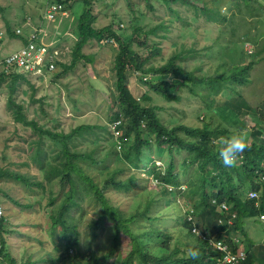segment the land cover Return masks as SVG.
Wrapping results in <instances>:
<instances>
[{
	"label": "trees",
	"instance_id": "obj_1",
	"mask_svg": "<svg viewBox=\"0 0 264 264\" xmlns=\"http://www.w3.org/2000/svg\"><path fill=\"white\" fill-rule=\"evenodd\" d=\"M54 1L68 9L76 0ZM78 1L83 5V13L77 20V39L70 62L66 65L60 61L57 69L48 74L57 78L59 73H67L79 62L92 64V57L81 52L90 40L112 43L115 47L113 74L116 105L104 124L78 123L67 132L38 126L34 120L27 118L22 104H17L11 97L16 82L29 84L26 75L15 69L6 71L0 68V84L9 79L6 105L12 109L13 121L36 133V137L32 136L27 144L29 163L20 162L18 165H31L37 171L34 176L0 167V180L19 185L29 200L20 204L3 191L2 194L14 206L28 209L30 214L35 209L47 210L44 213L47 247L43 251L40 245L35 259L29 251L19 264H207L206 244L202 243L196 259L185 253L188 239L193 235V223L211 238L226 236L230 242L233 233L246 239L242 225L244 218L264 212V113L263 120L251 127L247 148L239 154L235 166L227 168L217 156L221 139L230 134L226 127L217 125L212 119L201 127L180 124L174 116L163 121L160 117L163 108L152 104L148 94L138 98L128 87L127 79L134 72L152 74L155 82L150 83V92L166 102L178 101L177 92L186 89L189 95L202 102L204 114L215 115L220 111L222 116L238 118L239 127L243 128L251 105L248 106L249 103L240 94L239 86L249 83V72L258 62L249 60L240 65L244 62L243 56L249 54L239 51L238 45L244 48L249 43L246 39L256 38H251L248 30L238 33L237 29L248 23L246 18L256 21L264 16V6L260 3L253 6L256 0H231L228 16L227 9L221 12V7L228 0H158L164 4L167 13L170 12L181 23L180 27H187L188 22L171 10L173 2L190 9L192 20L202 18L213 24H229L228 30L220 35L226 33L228 39L223 40L230 41L231 46L214 48L217 44L214 41L213 46L206 50L225 56L219 59L229 56L231 64L216 67L207 74L197 66L190 70L182 68L181 64L189 59V55L195 57L198 54L190 48H183L180 53L170 56L163 65H149V58L161 51L151 44L148 47L150 55L141 56L137 49L147 47L146 42L139 39L138 28H134L126 38H122L121 32L115 31L112 26L95 29L92 26L95 15L91 0ZM171 24V20L166 25L160 22L146 32V37L149 34L155 37L158 28L169 31ZM9 34L17 37L11 32ZM217 49L221 50V54ZM56 71L60 72L55 76ZM167 74H171L176 81L165 80ZM223 93L227 95L222 96ZM45 140L48 143L44 144ZM102 140H107L106 146H102ZM154 149L163 151L166 156L167 161L161 166L155 163L157 156ZM6 150L7 145L2 151ZM181 152L184 154L178 162L176 155ZM177 165L193 166L195 176L181 181ZM132 167L146 168L145 172L153 178L151 181L157 182L159 189H144V180L131 171ZM128 170L130 174L124 177L123 172ZM137 187H140L138 194L145 191L142 202L133 201L138 195L134 190ZM185 187L192 189L191 199L183 196ZM172 191L174 198H170ZM248 191L259 193L261 209L254 207V200L245 198ZM125 192L131 195L125 198ZM163 193L166 200L162 199ZM114 194L120 196L115 197ZM177 198H181L185 207L192 211L191 221L187 219L189 212H179L175 203ZM31 199L35 200L34 203ZM126 200L128 204L124 202ZM129 202H133L132 206ZM165 202L168 207L173 204L172 216L163 213ZM221 202L227 203L230 212L236 215L232 225L218 221L221 217L226 218L216 210V205ZM14 232L6 216L0 213V264H15L5 249L6 237ZM101 234L109 241L107 247L98 241ZM19 235L27 236L31 247L34 238L22 233ZM36 240L41 241L39 238ZM230 246L233 248L232 244ZM249 248L252 250L247 253L244 264L264 263V244L252 246L249 243Z\"/></svg>",
	"mask_w": 264,
	"mask_h": 264
},
{
	"label": "rangeland",
	"instance_id": "obj_2",
	"mask_svg": "<svg viewBox=\"0 0 264 264\" xmlns=\"http://www.w3.org/2000/svg\"><path fill=\"white\" fill-rule=\"evenodd\" d=\"M91 2V9L95 15L92 26L95 29L112 26V29L121 32L122 38H126L130 36L134 28H138L140 31L139 39L145 41L147 47L137 49L141 56L150 55V48L148 47L151 44L160 49L161 53L159 55L149 58L147 61L149 65H163L170 56L180 53L183 48H190L198 52L195 57H190L189 55V59L181 64L183 69L190 70L197 66L204 73L210 74L216 67L221 65L230 66L231 64L228 60L229 56L225 59H219L225 56H219L213 51H207L209 47L213 46L214 41L217 43L214 48H222L223 46L229 48L231 46L230 41H224L228 39V35L226 33L220 35L222 31L226 32L228 30V23L213 24L205 22L202 18L192 20L190 9L174 2L170 4L171 10L175 11L183 21L188 22L187 27H180L181 23L177 22L170 12L167 13L164 4L158 0H91ZM231 3V0H228L224 5L220 3V5H223L221 12L224 13L225 9H227V15L229 16ZM256 3L264 6V0H256L253 6ZM66 12L65 16L58 15L54 20L48 21L43 18L44 0H0V62L23 45V39L32 29H38L39 40L48 47L56 48L58 53H60L58 59H61V63L69 64L70 55L77 39V20L83 13V5L76 0L70 8L66 9ZM169 20L172 21L171 29L170 26L168 28L169 31L164 30V28H158L155 37L151 36V34L146 37V32H149L150 29L157 26L160 22L166 25ZM246 21L248 23L237 29V32L242 33L248 30V35L251 38L254 36L256 40L246 39L250 44H245V49L243 45H238L239 51L242 50L249 54L243 56L244 62L240 65L245 64L249 60L257 61L258 63L249 72V83L245 86H239L240 94L249 103L248 106L251 105V109L243 121V128L239 127L238 118L222 116L220 111L215 115L204 114L202 112L204 108L202 102L191 94L189 95L186 89H180L177 92L178 101L166 102L158 95L150 92L149 85L155 82L152 80V74L134 72L131 76H128V87L138 98L142 94H148L151 97L152 104L161 106L163 110L160 112V117L163 121L174 116L180 124L190 127H201L204 122H210L212 119V122L217 125L226 127L230 134L239 131L246 137V140L250 139L251 127L255 123L259 124L264 113V16L256 21L246 18ZM17 29L20 30L21 35L11 37L9 32L14 34ZM103 41L90 40L82 47L81 52L92 57V64L79 62L72 70L63 75H60V71H56L55 76L59 73L57 78L54 75L50 77L48 73L38 75V77L28 75L25 77H27L29 84L26 82L15 83L11 97L17 104H22L23 111L29 120H34L38 126L43 128L60 129L65 132L77 126L78 123L89 125L105 123V118L113 113L116 105L113 74L115 47L112 43L106 44ZM217 51L221 54L220 49H217ZM147 62L145 66H147ZM40 76L41 78H39ZM171 76V74H167L165 80L176 81V78L173 79ZM8 80L5 79L0 84V167L36 176L37 171L31 165H26V167L18 165L20 162L29 163L28 155L30 150L27 144L32 136L36 137V133L30 129L23 128L13 121L12 109L6 105L9 94ZM226 95V93L222 94V96ZM106 141H100L102 146H106ZM46 143H48V140L44 141V144ZM5 145H7V150L3 152ZM157 150L154 149L157 156L155 163L157 166H161L167 159L162 153L163 151ZM5 154H7L8 159H6ZM183 154L184 152H181L176 155L178 162L179 160L181 161ZM109 163L111 164L110 161H108ZM145 169L143 167H132L131 171L144 180V189H159V185H156L155 180L151 181L153 178L148 176ZM176 169L181 173V181L195 176L193 166L177 165ZM123 174L124 177L128 176L130 171H124ZM182 186L184 187V184ZM139 188L134 189L137 194ZM2 191L17 199L20 204L26 203L29 199L22 192V188L19 185L0 180V213L6 216L10 226L15 230L12 235L6 237V252H9L15 264H19L20 260L25 259L26 253L29 251L32 252L33 259L37 258L38 247L42 245L43 251L44 247H47L44 215L47 210L36 211L35 209L34 213L30 214L25 207L20 209V207L14 206L2 194ZM144 192L139 193L133 201L142 202L145 196ZM130 195L129 192L123 193L125 198ZM114 196L119 197L120 195L114 194ZM183 196L191 199L193 196L192 189L185 187ZM174 197L175 193L172 191L170 198ZM166 198V194L163 193L162 199L166 200ZM116 200L121 201L119 198H116ZM34 201L31 199L32 203ZM175 202L177 204L176 207L181 208L179 210L181 213L189 209V207H185L182 199L177 198ZM129 203L132 206L133 202ZM180 203L181 206L179 205ZM164 205L166 207L163 209V213L171 215L173 204L168 207L165 202ZM242 221L247 241L252 246L264 243V223L260 221L258 214L256 215L255 213L253 217L247 216ZM20 233L29 235L31 239L34 238L31 241V247L28 244L27 236H20ZM36 238L41 241L38 242ZM98 241L102 246H108L109 241L104 234L98 237ZM198 242L200 251L202 243H205L200 239ZM188 243L189 245H196L197 240L191 235ZM207 249H210V247L207 246ZM200 254L202 255V253Z\"/></svg>",
	"mask_w": 264,
	"mask_h": 264
},
{
	"label": "clouds",
	"instance_id": "obj_3",
	"mask_svg": "<svg viewBox=\"0 0 264 264\" xmlns=\"http://www.w3.org/2000/svg\"><path fill=\"white\" fill-rule=\"evenodd\" d=\"M14 35L19 36L21 34L14 33ZM24 41H23V45H25L27 43L28 35L25 36ZM51 49H56V48H51ZM59 56H60V53H59ZM2 61L3 60H1V62H0V68L4 69ZM60 61H61V59H57V62L55 64V66ZM9 69L18 70L15 67L9 68ZM18 71H20V70H18ZM26 76H28V75H26ZM246 148H247L246 137L239 131L232 132L228 136H226V137L221 139L220 146L217 148V156H218V159L220 160V162H221V164L223 166H225L227 168H231V167L235 166L239 154L242 153ZM155 183L157 184V182H155ZM167 188L169 190L172 189L171 186H167ZM182 189H183V187H182ZM245 198L247 200H254V207L257 210L261 209V203H260L259 193L258 192H256V191H248L245 194ZM179 205L181 206V203ZM180 209L181 208H179V210ZM216 210L219 213H221V214L226 216V218L221 217L218 220L219 223L224 224V222H225L228 225H232L233 220L235 219L236 215H235L234 212H230V206L227 203L221 202V203L217 204L216 205ZM186 211L189 212V214L187 215V219L189 221H191L192 220V217H191L192 211L188 210V209ZM172 215H173V212H171L170 216H172ZM262 216H264V212L263 211L258 213V217L260 218V221L262 223H264V218H261ZM194 220L195 219H193V222H194ZM191 232L193 233L194 237L197 240L200 239L202 242H204L206 244V247H205L204 251H206V253H207V256L205 257L206 258L205 262H208L207 264H231V263L222 262L223 253L216 248V243H218V242L221 243L222 245L226 246L227 251H229L232 254H235V253H237L239 251H243L244 258L242 260L238 261L237 263H234V264H244V261L247 258V253H249V251L252 250L251 248H249V241H247V235H246V239H244V238H241V236H237L235 233H233L230 236V242H228L226 240V236H221V238H219V239H214V238H211L210 236H208L205 231L200 229V227L196 226L194 223L192 224ZM231 244L233 245V248H231V246H230ZM261 244H264V243H261ZM207 246H209L210 249H207ZM199 252L200 251L198 249V244L196 246L195 245H189L185 249L186 255L188 257L192 258V259H196L198 257V255H199ZM213 253L215 255L211 256V254H213Z\"/></svg>",
	"mask_w": 264,
	"mask_h": 264
},
{
	"label": "built area",
	"instance_id": "obj_4",
	"mask_svg": "<svg viewBox=\"0 0 264 264\" xmlns=\"http://www.w3.org/2000/svg\"><path fill=\"white\" fill-rule=\"evenodd\" d=\"M66 13V8L62 3L44 0V19L52 21L58 15L65 16ZM16 33L21 34L19 29L16 30ZM38 34V29H32L28 34L27 43L3 59L2 64L5 70L15 67L26 75L36 77L55 70L59 53L57 49H51L40 41ZM216 248L223 253L222 262L234 264L244 258L243 251L232 254L227 251L226 246L219 242L216 243Z\"/></svg>",
	"mask_w": 264,
	"mask_h": 264
},
{
	"label": "crops",
	"instance_id": "obj_5",
	"mask_svg": "<svg viewBox=\"0 0 264 264\" xmlns=\"http://www.w3.org/2000/svg\"><path fill=\"white\" fill-rule=\"evenodd\" d=\"M263 262V261H262ZM262 264H264V263H262Z\"/></svg>",
	"mask_w": 264,
	"mask_h": 264
}]
</instances>
